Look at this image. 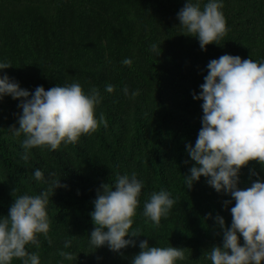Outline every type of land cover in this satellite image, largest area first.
Instances as JSON below:
<instances>
[{
  "label": "trees",
  "instance_id": "obj_1",
  "mask_svg": "<svg viewBox=\"0 0 264 264\" xmlns=\"http://www.w3.org/2000/svg\"><path fill=\"white\" fill-rule=\"evenodd\" d=\"M186 2L0 0V63L11 64L0 77L7 75L30 93L38 86L47 91L73 82L86 94L96 87L102 102L95 115L99 119L103 113L108 123L56 151L33 148L24 161L25 137L10 130L19 128L21 101L7 95L0 99V218L8 216L14 196L39 195L53 180L66 186L49 195L52 243L40 234L39 249L26 246L38 252L41 264H132L144 240L149 247L187 249L186 259L176 264H211L207 251L222 246L223 229L215 218L219 215L230 228L235 201L203 176L191 190L185 184L184 176L195 166L187 145L194 147L203 117V101L193 93L199 95L209 61L222 55L264 62V0H221L229 30L206 50L179 26L177 14ZM192 2L203 9L208 0ZM152 44L159 55L150 50ZM107 84L114 86L112 93L105 91ZM125 86L140 95H125ZM36 169L44 173L43 181L35 180ZM132 173L143 188L130 233L141 236L125 237L135 246L120 252L107 244L95 249L89 238L97 193L103 184L114 185L117 175ZM238 175L240 189L264 182V165L251 161ZM162 189L177 203L157 226L142 212L150 194ZM67 239L71 246L64 248ZM59 251L75 258L68 261Z\"/></svg>",
  "mask_w": 264,
  "mask_h": 264
},
{
  "label": "clouds",
  "instance_id": "obj_2",
  "mask_svg": "<svg viewBox=\"0 0 264 264\" xmlns=\"http://www.w3.org/2000/svg\"><path fill=\"white\" fill-rule=\"evenodd\" d=\"M221 0H208L201 9L200 4L187 0L177 14L179 26L187 35L198 39L202 50L216 42L228 32ZM152 52L160 54L156 44L150 45ZM122 63L131 65L130 59ZM11 68L10 62L0 63V70ZM208 74L200 85L202 100V127L194 147L187 145L188 155L195 162L190 175L184 176L188 190L203 176L218 193L232 197L231 227L217 215L216 223L223 229L222 246H213L207 251L211 264H264V182L257 180L250 187L240 189L239 172L251 161L264 165V62L241 59L239 56L222 55L209 61ZM105 91L112 93L114 86L107 84ZM125 95L135 99L140 91ZM5 95L20 100L22 115L18 117L19 128L10 129L13 135H24V154L28 161L33 148L56 151L63 143L75 144L82 135L98 131L102 125L108 127L103 113L96 118L95 109L102 102L100 91L93 87L86 94L78 82L56 86L47 91L38 86L34 93L22 89L19 83L7 75L0 77V99ZM54 175V174H53ZM33 176L44 180V173L36 169ZM61 185L53 180L47 190L39 195L14 196L7 217L0 218V264H12L14 259L22 264H41L38 252H29L27 245L40 248L38 235L43 234L49 244L50 220L47 212L49 195ZM143 184L135 173L117 175L114 185L103 184L94 200V211L90 214L95 225L90 235V245L95 249L107 244L113 252L135 246L132 239L139 237L138 231L130 229L137 214ZM176 199L166 190L152 192L143 205V216L159 225L167 217ZM244 244L241 246L240 237ZM71 246L67 239L64 248ZM140 253L132 264H176L186 259L185 251L176 247H149L146 240L139 244ZM58 255L72 261L75 257L67 251Z\"/></svg>",
  "mask_w": 264,
  "mask_h": 264
}]
</instances>
